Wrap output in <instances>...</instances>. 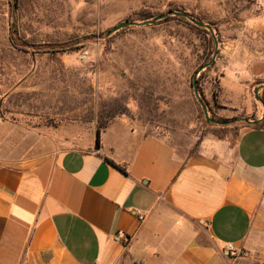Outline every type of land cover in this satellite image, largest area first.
<instances>
[{
    "label": "crops",
    "instance_id": "obj_1",
    "mask_svg": "<svg viewBox=\"0 0 264 264\" xmlns=\"http://www.w3.org/2000/svg\"><path fill=\"white\" fill-rule=\"evenodd\" d=\"M68 54L0 48V264H264V128L185 156L117 119L99 148L97 130L92 150L68 147L81 135L44 101L65 93L38 79ZM250 64L264 81V43Z\"/></svg>",
    "mask_w": 264,
    "mask_h": 264
},
{
    "label": "rangeland",
    "instance_id": "obj_2",
    "mask_svg": "<svg viewBox=\"0 0 264 264\" xmlns=\"http://www.w3.org/2000/svg\"><path fill=\"white\" fill-rule=\"evenodd\" d=\"M139 12L145 16L138 18ZM174 13L214 29L208 63L217 49L215 64L197 79L213 108L210 118L225 125L207 122L194 91V77L209 54V36ZM127 21L138 24L108 35ZM147 21L153 22L143 24ZM11 37L20 45L34 44L35 50L42 43L72 50L68 56L75 66L38 78L44 87L65 93L44 101L52 111L56 103L65 111L66 135H81L68 147L92 150L98 126L120 106L126 114L112 122L128 121L185 156L210 139L233 143L247 120L264 119V81L252 76L250 64L251 52L264 43V0H0V48L11 46ZM82 51L89 52L86 62L79 60ZM241 57L243 65L237 63Z\"/></svg>",
    "mask_w": 264,
    "mask_h": 264
},
{
    "label": "trees",
    "instance_id": "obj_3",
    "mask_svg": "<svg viewBox=\"0 0 264 264\" xmlns=\"http://www.w3.org/2000/svg\"><path fill=\"white\" fill-rule=\"evenodd\" d=\"M17 3V2H16ZM15 5H17V4H15ZM138 18H141V17H144L145 15L143 14V12H139V13H137V14H135ZM146 19H149V18H146ZM179 19H183V18H179ZM184 20V19H183ZM192 25V24H191ZM195 28L196 29H198L199 31H202V32H204L205 34H207L208 36H209V43H208V45H207V49H208V56H207V58H206V60H205V62H203V64H201V66H203V65H206L208 62H209V60H210V58H211V55H212V52H213V40H212V38H211V32L209 31V30H207L206 28H199V27H196L195 26ZM213 28V27H212ZM214 30V29H213ZM11 45H12V47L15 49V50H17V51H19V52H22V53H24V54H29V55H31V54H37V53H39V54H48V55H50V56H56L57 54H59V53H68V52H71L72 50L70 49H67V48H54L53 46H48L49 47V49L48 50H42L41 51V49L40 48H42V47H40V48H37V50H34V52L32 51V49H34V48H31V47H33V45L34 44H30V43H23L22 45H20V44H18L17 42H16V40H15V38L14 37H11ZM35 46V45H34ZM51 47V48H50ZM215 64V63H214ZM214 64L213 65H211L210 67H208L204 72H203V75H205L207 72H209V71H211L212 69H213V66H214ZM264 87V86H263ZM198 89H199V94H200V96H201V98H202V100L204 101V103H205V105L207 106V109H208V112H209V114H212L213 113V108H212V106H211V104L204 98V95H203V88H202V84H201V79L200 80H198ZM262 104L264 105V88H263V97H262ZM110 116L108 117V120L105 122V123H103V124H100L99 126H98V128H97V138H96V148H99L100 147V134H101V132L103 131V130H105L108 126H109V124L112 122V120L114 119V118H116L118 115H124V114H126V109L123 107L122 108V106H120V107H117V108H112L111 110H110ZM258 120V119H257ZM246 127H255V128H264V119L262 120V121H260L258 124H256V125H251V124H247V126ZM109 161V160H108ZM115 168H117V169H119V170H121V171H123V172H125L126 173V171L124 170V168L122 167V166H120V165H117V164H115L114 162H112V161H109Z\"/></svg>",
    "mask_w": 264,
    "mask_h": 264
},
{
    "label": "water",
    "instance_id": "obj_4",
    "mask_svg": "<svg viewBox=\"0 0 264 264\" xmlns=\"http://www.w3.org/2000/svg\"><path fill=\"white\" fill-rule=\"evenodd\" d=\"M13 1H14L15 3L17 2V0H13ZM174 14L189 19L191 22H193V23H194L195 25H197L198 27L206 28V29L209 30V31L212 33V35L214 36V30H213V28H212L211 25H209V24H205V23H202V22H199L198 20L192 18L191 16H189V15L186 14V13H184V14H182V13H174ZM167 16H168V14H164V15H162V16H159V17L155 18L154 21H159V20H161V19L166 18ZM152 22H153V21H147V22H144L143 24H148V23H152ZM136 24H138V23L128 22V21H127V22H124V23H122V24L116 26L115 28H113V29L109 32L108 35H111V34H113V33H115V32L120 31L121 29H124V28H126V27H128V26H131V25H136ZM217 51H218V50L216 49L215 56H214L213 60H212L210 63H208V64L204 65L203 67H201L200 70H199V72L196 73V75H195V77H194V91H195V96H196V98L198 99V102L200 103V105H201V107H202V109H203V112H204V114H205V117H206L207 122H208V123H216V124H218V125H225V123H223V122H218V121L212 120V119L210 118V116H209V112H208V109H207V106L205 105L204 101L202 100V98H201V96H200V94H199V89H198V79H197V78H198V75L200 74V72L204 71L205 69H207L208 67H210V66L215 62L216 55H217ZM256 92H257V90H256ZM260 121H261V119H260V120H256V121H248V120H247L246 122H247L248 124H251V125H256V124H258Z\"/></svg>",
    "mask_w": 264,
    "mask_h": 264
},
{
    "label": "built area",
    "instance_id": "obj_5",
    "mask_svg": "<svg viewBox=\"0 0 264 264\" xmlns=\"http://www.w3.org/2000/svg\"><path fill=\"white\" fill-rule=\"evenodd\" d=\"M88 56H89V52H88V51H82L79 60H80L81 62H86V60L88 59ZM139 213H140V212H138V214H139ZM139 215H140V214H139ZM139 219H140V220H144V217H142V216L140 215ZM119 234H120V235H123L122 232H120ZM227 249H228L230 252H234V251H235V250H234V246L231 245V244L227 246Z\"/></svg>",
    "mask_w": 264,
    "mask_h": 264
}]
</instances>
